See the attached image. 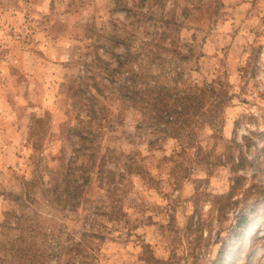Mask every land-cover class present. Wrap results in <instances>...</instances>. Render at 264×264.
Instances as JSON below:
<instances>
[{
    "label": "rangeland",
    "instance_id": "obj_1",
    "mask_svg": "<svg viewBox=\"0 0 264 264\" xmlns=\"http://www.w3.org/2000/svg\"><path fill=\"white\" fill-rule=\"evenodd\" d=\"M174 85L213 91L192 126L161 118ZM23 240L264 264V0H0V264Z\"/></svg>",
    "mask_w": 264,
    "mask_h": 264
},
{
    "label": "trees",
    "instance_id": "obj_2",
    "mask_svg": "<svg viewBox=\"0 0 264 264\" xmlns=\"http://www.w3.org/2000/svg\"><path fill=\"white\" fill-rule=\"evenodd\" d=\"M133 81H136V79ZM154 88V86L149 87V90ZM209 91L210 93H213L211 89L200 85H186V87H178L177 85H174L171 90L168 89L167 86L159 87L156 101L161 104L162 108L167 109V112L163 114L161 113V118H163L166 123L176 122L179 124L178 127L180 128L194 125L193 122L195 120H198L202 115H206L203 100ZM239 179L240 176L235 177V181L231 185L230 191L227 195L228 198L236 193ZM76 248L82 250V243H78ZM42 254H44V250L42 253L39 249L32 248L27 240L20 241L18 248L16 249L15 247L13 250V255L18 258V263L16 264H37L38 262L44 264L43 261H39ZM86 256H88V254ZM7 264L15 263L7 261Z\"/></svg>",
    "mask_w": 264,
    "mask_h": 264
}]
</instances>
